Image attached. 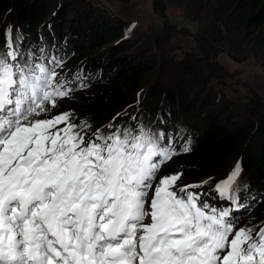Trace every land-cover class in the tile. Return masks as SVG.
Segmentation results:
<instances>
[{
	"label": "snow or ice",
	"instance_id": "snow-or-ice-1",
	"mask_svg": "<svg viewBox=\"0 0 264 264\" xmlns=\"http://www.w3.org/2000/svg\"><path fill=\"white\" fill-rule=\"evenodd\" d=\"M8 47L0 53V264H264V227L237 228L232 215L239 162L215 185L231 207L192 191L207 180L181 186L176 172L156 182L190 141L178 152L172 137L143 125L89 135L72 112L50 115L76 90L57 72L63 61L21 62Z\"/></svg>",
	"mask_w": 264,
	"mask_h": 264
},
{
	"label": "trees",
	"instance_id": "trees-1",
	"mask_svg": "<svg viewBox=\"0 0 264 264\" xmlns=\"http://www.w3.org/2000/svg\"><path fill=\"white\" fill-rule=\"evenodd\" d=\"M191 2L207 13L220 39L237 38L242 49L249 46L264 58V0ZM9 10L15 16L11 26H15L17 34L4 45L0 40V53L10 51L11 43L21 62L26 57L38 62L55 55L63 61V67L57 69L59 76L75 82L76 90L70 97L57 100L53 115L59 114L60 108L69 110L76 123L83 120L91 125L89 135L103 124L125 128L130 120L129 116L121 122L128 115L126 103L139 90L145 76L155 69L156 61L139 45H132L119 20L109 12L77 7L70 0H0V16ZM241 42H245L244 47ZM100 47L105 48L98 52ZM77 76L80 80L75 79ZM81 83L87 87H79ZM161 90V100H165L167 107L158 109V116L148 129L164 132L166 139L172 137L178 152L190 141L191 150L166 162L158 175L183 172L179 185H199L208 181L221 164L241 155L245 170L242 180L237 179L233 185L239 188L240 207L232 215L238 220L237 228L264 227V119L222 105L198 83L190 85L173 79L164 82ZM196 108L201 115L194 126L187 132L181 130L178 122ZM147 116L142 114L140 124ZM207 184L192 191L205 193ZM212 186L211 183L207 188ZM208 193L213 195L214 191ZM213 205L222 207L217 202ZM226 206L231 207H223Z\"/></svg>",
	"mask_w": 264,
	"mask_h": 264
},
{
	"label": "rangeland",
	"instance_id": "rangeland-1",
	"mask_svg": "<svg viewBox=\"0 0 264 264\" xmlns=\"http://www.w3.org/2000/svg\"><path fill=\"white\" fill-rule=\"evenodd\" d=\"M70 1L77 7L84 6L115 16L132 45H139L156 61L155 69L145 76L139 90L126 103L128 115L121 121L124 123L130 116L126 127L134 129L143 125L150 128L158 116V109L167 107L165 100H161L162 84L173 79H182L190 85L198 83L222 105L234 111L246 110L264 119V58L245 46V42H241V46L246 47L242 49L237 38L220 39L218 30L213 29V21L191 0ZM12 20L15 16L10 10L0 16V40L3 45L17 34L15 26H11ZM8 30L11 32L5 34ZM105 47H100L98 52ZM70 69L68 67L67 71ZM52 112L50 115L54 116ZM64 112L69 110L59 109V113ZM146 113V120L140 124L142 114ZM199 115L201 111L197 108L190 112L178 122L181 130L189 131ZM101 127L107 132L106 124L98 129ZM237 162L242 169L237 179L242 180L245 166L243 157L237 155L213 171L207 184L212 183V188L204 187L207 196L208 190L216 192L215 185L224 175L223 180L227 179ZM210 198L220 197L215 194Z\"/></svg>",
	"mask_w": 264,
	"mask_h": 264
},
{
	"label": "bare ground",
	"instance_id": "bare-ground-1",
	"mask_svg": "<svg viewBox=\"0 0 264 264\" xmlns=\"http://www.w3.org/2000/svg\"><path fill=\"white\" fill-rule=\"evenodd\" d=\"M61 75V74H60Z\"/></svg>",
	"mask_w": 264,
	"mask_h": 264
}]
</instances>
